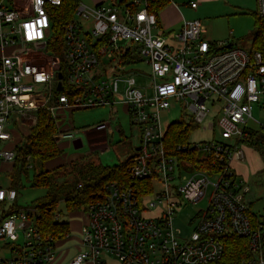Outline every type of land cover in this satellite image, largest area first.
I'll list each match as a JSON object with an SVG mask.
<instances>
[{
    "label": "built area",
    "instance_id": "2783aa9c",
    "mask_svg": "<svg viewBox=\"0 0 264 264\" xmlns=\"http://www.w3.org/2000/svg\"><path fill=\"white\" fill-rule=\"evenodd\" d=\"M65 1L0 0V165L16 159L15 149L3 147L18 124H35L41 107L54 119L59 142L74 140L81 131L61 128L63 110L108 106L111 118L116 105L123 104L140 132L125 178L106 182L92 195L79 251L68 264H106L105 256L119 264H264L263 222L254 220L244 200L248 187L231 167L232 161L245 160L238 141L252 119L251 104L264 93V51L228 48L226 41L210 44L202 38L205 29L198 19L184 21L171 45L154 32L158 19L147 0L94 6L77 0L58 35L55 9ZM255 4V13L264 19V0ZM189 5L196 8L195 2ZM138 56L149 67L151 95L133 76L121 75L127 59L137 62ZM102 60L107 65L100 75ZM176 102L194 129L219 130L220 138L197 143L187 138L169 148L168 125L164 128L161 119ZM94 130L114 132L109 120ZM193 149L199 160L211 156L217 169L202 170L177 155ZM30 159L25 157L26 170L33 167ZM156 183L160 190H154ZM209 186L206 207L182 235L174 226L176 207L202 200ZM149 193L154 200L144 205ZM17 197L16 189L0 179V264H51L56 239L41 230L34 209L17 206ZM156 204L163 205L160 213L147 216ZM232 236L245 241L235 263L224 255Z\"/></svg>",
    "mask_w": 264,
    "mask_h": 264
},
{
    "label": "rangeland",
    "instance_id": "374dc122",
    "mask_svg": "<svg viewBox=\"0 0 264 264\" xmlns=\"http://www.w3.org/2000/svg\"><path fill=\"white\" fill-rule=\"evenodd\" d=\"M83 4L87 6H94L100 1L108 3L109 0H80ZM254 22L253 15H245L240 13L234 19L231 31L233 27L236 29L245 28L248 21ZM264 32V31H263ZM208 36V35H207ZM233 37H237L234 35ZM169 44H173L172 40L168 41ZM236 43V42H234ZM236 45V44H234ZM102 60L101 64L98 66L100 69V75L104 74V69L107 64ZM123 76H133L136 80L137 86L146 95L152 94V89L150 86L151 74L149 67L144 63L141 56H138V61H132V59H127L126 68L121 71ZM39 91H43V87H38ZM264 105L263 95L257 103L251 104V114L252 119H250L248 126L253 130H257V135L262 133L261 126H264ZM117 112L110 118V108L108 106L100 107H90L74 110L71 114L67 111L59 112L60 116V126L64 128H74L81 129L79 133L75 135V138L81 140L82 146L80 148H74L72 140H61L60 145L63 149V156L65 160H76L74 163L77 165H82L89 161L99 162L103 165L112 166L118 164L127 156L131 155L135 151V147L139 142L140 132L138 126L133 124L131 117L125 111L122 105H116ZM188 121L186 112L182 107V103L176 102L172 103L170 110L163 112L162 114V126L166 128L168 124L175 120ZM110 121V124L114 130L113 134L107 133L106 142H104L102 136L92 135V131L95 129V125L102 121ZM203 125L193 129L188 136V141L190 143H197L210 140L213 136L215 138H220V131L214 130L213 132L207 128H202ZM31 126L28 124L20 123L18 124V130L13 132V138L4 145V149L10 150L17 144L21 139L23 140L28 133ZM94 136V137H93ZM106 147V148H104ZM104 148V149H103ZM245 153V162L240 163L241 167L238 171L241 172L244 179L245 185L248 187V191L244 194V200L250 205V210L253 212L259 220H264V161L261 155L253 148L245 146L242 147ZM61 162V161H59ZM240 162V161H239ZM29 163L33 164V167L27 169L26 173L22 172L17 185V206L18 207H28L33 204V201L44 194L45 189L43 187H34L33 175L35 171H39L40 167L35 164L32 159ZM14 161L2 162L0 165V179L4 185H10L11 179L9 174L13 172ZM236 169V170H237ZM242 177V178H243ZM67 178L72 179V174L68 175ZM211 181H215L216 177H210ZM161 186L156 183L154 185V190H160ZM211 186L206 190L205 197L198 202L183 201L181 205L177 206L175 209L174 216V226L175 228L181 230L182 235H187L192 229L193 224L191 220L195 217L200 209H204L208 202V195L210 193ZM177 199V198H176ZM172 199V200H176ZM154 200V195L152 193L145 194L143 197V204L147 205L149 202ZM163 205L156 204L145 213L147 216H153L160 213ZM57 215V219L60 221H67L71 224L70 234L73 236L71 239L67 240V244L75 243L79 239L77 236L79 234L78 227L83 221V216L79 213L70 214L65 209L64 203L59 202L54 210ZM22 244V241H18ZM77 252V248L72 246L66 253L59 255L57 257V264H66L67 260ZM101 258H104L101 255ZM106 264H119L114 257H106ZM85 264H91L87 261Z\"/></svg>",
    "mask_w": 264,
    "mask_h": 264
},
{
    "label": "trees",
    "instance_id": "16d2710c",
    "mask_svg": "<svg viewBox=\"0 0 264 264\" xmlns=\"http://www.w3.org/2000/svg\"><path fill=\"white\" fill-rule=\"evenodd\" d=\"M77 0H66L60 7L55 9L53 27L59 35V29L65 20L72 17L73 9ZM168 0H147L148 9L157 15ZM264 19L258 17L254 12V31L247 37L248 50L258 49L264 51ZM37 119L32 125L25 138L14 145L17 151L14 160L13 172L9 174L11 179L8 187L17 189L18 180L22 172L26 173L25 157L29 155L40 169L33 175L34 187H43V195L35 199L29 206L36 211V221L41 230L54 239H63L69 233V222L60 221L54 210L59 202H63L68 213L80 212L85 215L86 208L91 197L108 181L125 178V168L131 155L119 161L118 164L108 166L99 162L89 161L82 165L74 163L76 160H65L63 149L54 134L56 132L55 121L46 107L35 111ZM195 125L184 120H175L168 124L166 130V143L169 148L187 142L189 133ZM18 130V129H17ZM262 133L257 135V130L244 129L243 138L238 141L241 146H248L255 149L264 161V126H261ZM15 132V131H14ZM178 156L187 157L197 168L208 170L212 167L211 156L199 160L196 151L189 150L185 153H177ZM61 161V162H59ZM217 169V167L215 168ZM72 174V179L67 178ZM17 192V190H16ZM18 195V193H17ZM254 220L257 216L253 214ZM264 225V220L262 221ZM244 240L232 236L225 244V259L227 262L235 263L244 251Z\"/></svg>",
    "mask_w": 264,
    "mask_h": 264
},
{
    "label": "crops",
    "instance_id": "0c3cea01",
    "mask_svg": "<svg viewBox=\"0 0 264 264\" xmlns=\"http://www.w3.org/2000/svg\"><path fill=\"white\" fill-rule=\"evenodd\" d=\"M190 2H195L196 8H192L189 5ZM255 6V0H168L167 3L159 11L156 12L158 19V28L154 30V32L162 35L167 42L169 40H172L173 44L171 45H174L175 40L173 36L181 29L183 22L187 20L198 19L205 29V31L202 33V38L208 41L210 44H215L218 41H226L227 44L231 43L232 45L236 44L238 46H247L249 44L246 39L254 31V22L252 23L251 20H249L245 28H239L235 30V28L233 27V31H231L230 26L233 25L235 17L237 15H240V13L245 15L249 14L251 16L253 15L254 17ZM234 35H236L237 37H233ZM262 95L264 99V93ZM118 105H122L125 109V106L123 104ZM262 108H264V105L262 106ZM74 110L77 109L65 111L71 114ZM62 112H64V110ZM91 133L92 135L94 134L98 137L102 136V138L104 139L103 141H106L105 137L107 134L103 131L93 130ZM241 147L244 148L245 146ZM244 162L232 161L231 167L236 175L245 183V179L241 173L243 171H238L237 169V167L241 169L239 165H241L240 163ZM76 213H79L83 216V221L78 227V230L80 231L81 225L85 222V215L80 212ZM69 229H71L70 223ZM79 236L80 232L77 236V239L80 238ZM72 237L73 236L70 234L69 230V233L65 238L56 239L55 247L57 253L55 259H57L59 255H63L64 253H66L70 248H72V246L77 248V252L79 251V240L75 243L72 242L70 244H67V240L71 239ZM76 253H74L67 260L66 264H68L69 260L74 255H76ZM55 259L51 262V264L59 263V259L58 262Z\"/></svg>",
    "mask_w": 264,
    "mask_h": 264
},
{
    "label": "water",
    "instance_id": "95a60500",
    "mask_svg": "<svg viewBox=\"0 0 264 264\" xmlns=\"http://www.w3.org/2000/svg\"><path fill=\"white\" fill-rule=\"evenodd\" d=\"M231 46H232L231 43H228L227 44V47L228 48L231 47ZM58 77H61V75L59 74ZM57 89L58 90L61 89L60 84H58ZM72 143H73L74 148H80L82 146L81 140L79 138L72 140Z\"/></svg>",
    "mask_w": 264,
    "mask_h": 264
}]
</instances>
